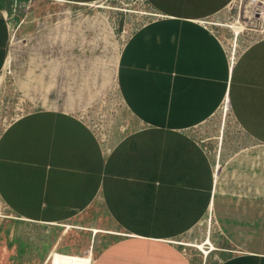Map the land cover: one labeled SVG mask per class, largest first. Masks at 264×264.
<instances>
[{
	"label": "crops",
	"instance_id": "obj_1",
	"mask_svg": "<svg viewBox=\"0 0 264 264\" xmlns=\"http://www.w3.org/2000/svg\"><path fill=\"white\" fill-rule=\"evenodd\" d=\"M7 1L0 0V72L10 43ZM140 1L151 18L121 48L117 120L95 132L68 112L74 108H42L0 125V205L23 221L104 231L97 234L109 243L93 246L92 264H191L174 241L190 240L212 210L214 244L242 240L210 252L220 256L215 264H264V245L243 241L264 223V38L232 63L215 25L203 23L234 0ZM226 99L216 175L217 145L208 153L199 132ZM229 124L244 148L225 147Z\"/></svg>",
	"mask_w": 264,
	"mask_h": 264
},
{
	"label": "rangeland",
	"instance_id": "obj_2",
	"mask_svg": "<svg viewBox=\"0 0 264 264\" xmlns=\"http://www.w3.org/2000/svg\"><path fill=\"white\" fill-rule=\"evenodd\" d=\"M250 1L234 0L220 17L207 21L215 25L224 44L229 45V58H232L234 44L237 55L251 42L264 38L254 31L255 23L246 26L245 30L242 28L244 10ZM92 3L94 5L85 6L51 0H8L4 4L10 43L0 72L1 126L12 117L18 118L30 110L42 108L63 111L74 108L68 112L82 118L95 132L109 130L112 120H117L119 101L112 93L117 88L119 54L129 33L151 17L141 12L143 5L140 0H99ZM255 7L253 18L256 20L259 8ZM235 22H239L242 28L239 35L225 27ZM229 116L230 112L228 120ZM221 122L219 108L199 132V140L208 153H213L217 145L213 163L220 150L218 138L222 129L218 126L221 127ZM235 132L234 125L230 124L224 131V144L230 151L247 145ZM222 160L221 154V164ZM203 224L196 228L190 240L175 241L190 244L203 240L205 220ZM262 224H258L256 231L243 240L245 244L264 245ZM63 225L73 228L63 234ZM90 229L72 221L54 226L23 221L7 213L0 205V264H54L72 255L80 258L91 256L93 261L96 255L93 246L100 249L109 242L97 234L104 231L95 227ZM93 229L98 232L94 233ZM219 234L214 233L212 237ZM233 240L242 242L240 238H233L232 242L222 239L214 245L229 250L235 244ZM183 248H186L191 264H215L220 257L218 254L214 256V252L204 255L195 248Z\"/></svg>",
	"mask_w": 264,
	"mask_h": 264
},
{
	"label": "bare ground",
	"instance_id": "obj_3",
	"mask_svg": "<svg viewBox=\"0 0 264 264\" xmlns=\"http://www.w3.org/2000/svg\"><path fill=\"white\" fill-rule=\"evenodd\" d=\"M51 1L59 2L62 4L67 3V2H62V1H58V0H51ZM261 2H262V0H251L248 3L247 9L245 8V10H244L245 11V18H244L245 21H243V25H242L243 26L242 28H244V30H245L246 26L256 23L255 22L256 20L253 18L255 8H256L255 6L261 5L262 4ZM78 5L90 6V5H94V3H83V4H78ZM225 27L230 28L235 33V35H239L240 33H242L241 32L242 28H240L239 22H235L232 25H228V26L225 25ZM233 43H236V42H233ZM236 48H237V46H236V44H234V46L232 48V58L230 57L232 60V63L235 60L236 51H237ZM220 110L222 113V122H221L220 128L223 129L226 121L228 120L227 115L230 112L227 99L223 102L222 106L220 107ZM222 141H223V136H222V132H221V136L218 138V144L220 146V150L216 153V156L214 157V163H213L216 175H218L219 169L221 166ZM205 224H206V234H205L203 240L196 242V243L192 242L190 244H184V243H180L178 241H174V243L179 245V246H183V247L195 248L197 250H200L204 255H208L210 252L215 251L216 247L212 241V235L214 233H218V231L216 228L217 226H216L214 219H213L212 210L207 213ZM72 228L73 227L71 225H65L64 230H63V234L68 233ZM93 231H94V233L98 232L96 229H93ZM57 242H59V240ZM55 246H57V245H55ZM55 246H54V248H55ZM91 261H92L91 256H88L86 258H80L77 255H72L68 258H62L59 260V262H55L54 264H91Z\"/></svg>",
	"mask_w": 264,
	"mask_h": 264
},
{
	"label": "built area",
	"instance_id": "obj_4",
	"mask_svg": "<svg viewBox=\"0 0 264 264\" xmlns=\"http://www.w3.org/2000/svg\"><path fill=\"white\" fill-rule=\"evenodd\" d=\"M262 4L258 6V11L256 13V29L254 30L259 35L264 36V0L261 2ZM203 24H207V22H204Z\"/></svg>",
	"mask_w": 264,
	"mask_h": 264
}]
</instances>
